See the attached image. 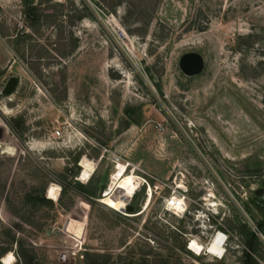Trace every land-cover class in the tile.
<instances>
[{"label": "rangeland", "instance_id": "374dc122", "mask_svg": "<svg viewBox=\"0 0 264 264\" xmlns=\"http://www.w3.org/2000/svg\"><path fill=\"white\" fill-rule=\"evenodd\" d=\"M188 51L204 58L192 77L178 67ZM12 75L0 260L264 264V0H0V92ZM115 154L152 193L118 189ZM173 192L184 212L164 209ZM219 232L223 257L187 248ZM65 249L77 255L58 263Z\"/></svg>", "mask_w": 264, "mask_h": 264}, {"label": "bare ground", "instance_id": "6f19581e", "mask_svg": "<svg viewBox=\"0 0 264 264\" xmlns=\"http://www.w3.org/2000/svg\"><path fill=\"white\" fill-rule=\"evenodd\" d=\"M0 151L2 153L14 155L16 153V147L12 143L2 141L0 139ZM124 168L121 166L119 172L117 171L118 174H116L115 177L116 178L119 177L118 178L119 181L117 183L118 189L128 193L137 189L138 178H136L134 174L129 175L124 173L125 170ZM89 177H90V173L87 170H84V172L80 176V179L85 182L89 179ZM103 196H104L103 200L106 202V204L115 210L119 209L120 206L122 205L123 202L122 199L117 196L115 197V194L112 193L111 186L105 191ZM125 206L126 205H124V211H125ZM178 210L179 211L183 210V205H179ZM187 244H188L187 248L196 255L205 251L206 253L212 256L220 258L223 257L225 253V247H224L225 237L220 232L214 235L207 244H202L196 239H190ZM14 259H15L14 255L11 252H8L2 257L1 262L3 264H13Z\"/></svg>", "mask_w": 264, "mask_h": 264}, {"label": "built area", "instance_id": "2783aa9c", "mask_svg": "<svg viewBox=\"0 0 264 264\" xmlns=\"http://www.w3.org/2000/svg\"><path fill=\"white\" fill-rule=\"evenodd\" d=\"M122 33L123 32L120 30L119 34H122ZM51 136H52V138H55V139L62 138L63 137V131H62L61 127L57 126L54 129V131L51 133ZM113 163H114L113 172L119 169L118 168L119 163L124 165V167H125L124 169L126 172L128 171V166H130V162H128L127 160H124V158L120 154H115L113 156ZM129 171L133 172L134 168H131ZM110 176H112V174ZM137 176L139 177V179H138V187H137L136 191L140 188L141 185H144V184L147 185V189L150 191L151 187L148 184V182L145 180V178L143 176H139V175H137ZM150 193H152V189H151ZM174 193L175 192H173V194H171L169 197H166L164 199V209L168 212L173 213V214H178V212H184V208L181 211L178 210V206L183 205V203H180V200H177L174 198L175 196L180 197V195H178V194L175 195ZM103 194H104V191H102L101 195H103ZM181 198H182V201L185 200L184 196H182V195H181ZM184 206H185V202H184ZM76 255H77L76 249H72V250L65 249L58 254L56 259H57L58 263H68L71 259V256H76Z\"/></svg>", "mask_w": 264, "mask_h": 264}, {"label": "water", "instance_id": "95a60500", "mask_svg": "<svg viewBox=\"0 0 264 264\" xmlns=\"http://www.w3.org/2000/svg\"><path fill=\"white\" fill-rule=\"evenodd\" d=\"M30 1L33 2V0ZM178 67L185 76H189V77L196 76L200 74L204 68V58L202 54L197 51L185 52L180 56L178 60ZM17 82H18L17 76L14 75L10 76L6 80L0 93L3 95L10 94L14 90ZM125 211L131 214L138 212L135 211L134 206L129 203L126 204Z\"/></svg>", "mask_w": 264, "mask_h": 264}, {"label": "trees", "instance_id": "16d2710c", "mask_svg": "<svg viewBox=\"0 0 264 264\" xmlns=\"http://www.w3.org/2000/svg\"><path fill=\"white\" fill-rule=\"evenodd\" d=\"M30 9L35 10V8H33V6H30V8L28 10H30ZM32 19H33L32 23L36 24V22H37L36 18L34 17ZM80 166H81V168H84L85 166H89V164H87L86 162L80 161ZM57 195H58V193L55 194L52 191H47V196L50 197V198H55V197H57ZM30 199L31 200H35V198H30ZM121 210L124 211V206L121 207ZM259 227H260L261 230H264V226H263V224L261 222L259 223ZM180 233H182V230H180ZM247 256H248L249 262H250V258H251L250 254H247ZM0 264H1V262H0ZM88 264H91V263H88Z\"/></svg>", "mask_w": 264, "mask_h": 264}]
</instances>
